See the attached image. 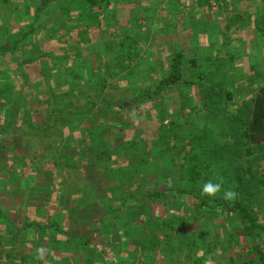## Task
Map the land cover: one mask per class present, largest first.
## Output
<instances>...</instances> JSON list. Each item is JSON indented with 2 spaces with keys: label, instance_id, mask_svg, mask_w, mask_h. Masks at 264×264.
I'll list each match as a JSON object with an SVG mask.
<instances>
[{
  "label": "rangeland",
  "instance_id": "obj_1",
  "mask_svg": "<svg viewBox=\"0 0 264 264\" xmlns=\"http://www.w3.org/2000/svg\"><path fill=\"white\" fill-rule=\"evenodd\" d=\"M33 2L42 5L44 0H10L6 7L0 3V42H8L7 36L9 39L17 37L20 30L27 29L31 23L37 24ZM198 3V0H119L115 2L108 20L101 26H92L84 35L83 28L74 23V19L68 23L63 22L64 15L55 4L54 8L40 12L41 25H37L39 28L35 35L23 43L19 56L7 59L0 55V86L7 88L0 94V123L13 125L18 116L22 117L21 125H16L20 131L18 135L0 130V264H54L55 259L59 260L58 257L62 255L69 256L72 263L89 264L94 257L90 250L82 251L83 245L69 247L68 241L53 226L56 222L68 234L80 238H86L98 229L95 243L107 249L105 256L109 264H118L122 260V254L138 255L140 248L134 241L146 240L150 236L163 241V230L166 229L161 221L162 216L172 212L167 207L168 202L159 203L149 199L144 202L143 210L132 205L136 218H139L124 227L122 219H118L119 225L117 221L112 225L111 221L103 222V219L115 218L113 214L118 212L124 192L132 191L139 195L165 183L170 184L172 174L165 171L161 159L157 161L159 167L150 162L152 167L149 168L147 162L153 161L159 153L173 157L180 154L187 137L194 132L191 123L181 118L188 116L194 105H200L202 111L206 109L202 105L199 87L176 86L164 97L143 103L133 99L135 96L131 90L122 89L120 99L125 100L123 110L111 111L108 108L90 106L61 115L56 129L50 134L51 140H37L36 145L32 143L34 141L30 133L24 134L21 130L26 122L25 108L30 107L33 100L40 104L49 98L47 92L38 93L36 87L39 83L36 81H41L40 84L47 89L52 88L55 97L61 96L59 89L70 86L73 90L80 85L81 93V87L84 89L88 84L96 87L94 93L98 95L97 99L102 96L115 99L119 90L115 91L111 87H118L121 81L131 89L135 84L134 89L153 86L158 77L168 69L166 57L176 43L184 47L188 57L194 55V52L202 56L203 50H193V33L189 27L192 21L195 23L199 18L208 25L214 26L219 22L217 29L224 33L227 26L230 27L227 45L223 43L220 49L223 55L227 53L232 57L228 67L236 66V72L231 76L239 89L235 101L247 99L253 88L264 82V34L256 27L250 28L254 23L251 20L244 21L247 17L228 25L227 20L236 11L244 12L246 16L243 4L259 11L261 6L264 7V0H208L210 9L207 5L199 6ZM69 6L73 14L79 11L77 3H70ZM110 15L114 16L113 20ZM127 31L138 34L140 53L131 60L125 58L121 63L122 56L117 41ZM224 33L217 36L216 44L221 36L224 37ZM198 36L196 35L197 38ZM205 44L208 50L214 45ZM261 52L262 55L259 54ZM255 57L261 62L257 71L250 69V61L252 58L255 60ZM58 59H64V63L59 65ZM189 59L190 57L187 59L188 66L191 65ZM82 61L85 66L80 68ZM120 63L129 66L122 68ZM69 67L82 70L84 78L80 84L73 81L72 72L71 77H64L63 70ZM91 72L98 74L90 75ZM125 79H128L127 83H123ZM101 86L104 88L100 91ZM68 94L71 96L73 92ZM63 104V100L57 102V107L63 108ZM39 108L43 110L34 112L36 124L43 123L47 114L46 108ZM198 114L200 118V113ZM175 115L178 124L171 127L170 121ZM2 117L4 118L1 119ZM160 117H164L162 127L158 122ZM220 117L213 115L208 118V123L213 122L215 125L221 120ZM159 132L165 134L158 139ZM143 135L146 138L141 141L140 137ZM162 142L170 143L167 145L172 149L165 150L163 147L160 152L159 147H154ZM34 145H40L42 151L35 152L32 149ZM97 146L105 147L108 152L112 151L113 160L107 162L103 155H93ZM81 149L85 150L83 156L78 154ZM19 152L28 153L21 155ZM126 153H131V157L125 160ZM129 168L137 171L136 177L129 175L123 182L121 178L127 176L123 171ZM112 170L116 171L117 177L109 175ZM185 202L182 209L176 206L173 210V213H177L176 209L179 212V219L174 223L176 225L182 219H192V215L186 214L191 203L189 200ZM129 208L124 207L126 211ZM147 218L150 222L143 223ZM10 220H14L13 226L10 225ZM102 222L111 231L109 240H106L103 231H99L102 230ZM191 223L190 233L189 227L183 228L180 238L185 239L184 241L191 238L189 236L193 231L199 234L202 227L209 229L204 233L207 241H225V238L220 240V237L228 230L241 233L235 229L233 217L218 220L217 217L201 216L198 220H191ZM197 236L201 237L200 234ZM227 247L233 248V251L239 248L231 244ZM40 248L46 250L42 259L37 258V250ZM226 252L224 245H221L209 264H225L221 257ZM158 259L160 262L163 254ZM235 259L237 263L242 262L240 252L235 254Z\"/></svg>",
  "mask_w": 264,
  "mask_h": 264
},
{
  "label": "trees",
  "instance_id": "obj_2",
  "mask_svg": "<svg viewBox=\"0 0 264 264\" xmlns=\"http://www.w3.org/2000/svg\"><path fill=\"white\" fill-rule=\"evenodd\" d=\"M2 1L4 4L9 2V0ZM116 1L119 0H44L42 5L38 2H33V5H31L37 24H29L27 29L20 30L19 35L13 39H9L7 36L6 40L8 42H0V55H4L7 59L19 56L22 51L21 48H23V43L35 35L39 28L37 25H41L39 19L40 12L46 11L48 8H54L55 4H57L56 7L64 15L63 22L68 23L74 19V23L79 26L81 25L83 28L82 30L84 31L82 33L84 35L92 26H101L104 21L106 22L108 20V15L113 12ZM198 1L199 6L209 5L208 0ZM74 2L78 4L79 11L73 14L69 4ZM208 8L210 9L209 6ZM263 13L264 7L261 6L257 12L253 11L252 14L248 12V15H246L247 19H244V21L251 20L256 29L262 34H264ZM110 16L111 20H113L114 16ZM246 16L244 12L239 13V11H236L227 20V25L232 22L236 23L238 19L240 20V18ZM203 21L199 18L195 23L192 21L189 24V27L192 28L191 33H193L191 35L193 36L191 44L193 43L195 45L193 50H203L204 53H201L202 56H198L197 52H194V55H189L191 65L188 66L187 59L189 57L186 55L184 47L180 43L174 44L166 57L168 58V69L158 77L153 86L136 87L135 90L134 86L136 84L131 89L128 84L124 86L121 81L118 87L114 85L111 87L115 91L119 90L115 99H109L105 96L97 99L96 96L98 95L94 93L96 87H91L88 84L84 89L81 87V93H79L80 85L73 88V90L70 86L62 90L59 89L61 92L58 91L61 96L55 97L56 94H54L55 92L52 94V88L47 89L40 84L41 81H36L39 83L36 87L38 93L47 92L49 98L40 104L35 103L33 100V104L30 103V107L25 108L26 122L24 126L22 124L24 128L21 131L24 134L30 133L29 135L34 141L32 143L36 145L37 140L40 142L51 140L50 134L56 129L58 117L61 115L73 111H81L90 106H97L102 109L108 108L111 111H117V109L123 110L125 108V100L120 99V96H122L120 90L122 89H125V91L131 90L133 92L132 95L135 96L133 99L139 103L160 99L166 93H169L171 89L176 88V86H196L201 90L202 105L206 109L202 111L200 105H194L189 110V115L181 118L182 120L184 118L189 124L191 123L190 125L193 126L194 132L187 137L180 154L177 157H173L170 154L159 153L153 158V161L147 162L149 168L152 167L151 163L159 167L157 161L161 159L165 171L168 170V174L173 175H171L170 184L165 183L159 188L147 190L139 195H136L132 191L124 192L122 200L119 202L118 212L113 214L115 218L103 219V222L109 220V223L111 221L112 225H115L116 221L119 225L118 219H122L125 223V225H122L124 227L129 222H134L135 219L139 218H136L137 214H134L136 211L131 206L134 205L136 209L140 210L144 202L149 199L157 200L159 203L168 202L167 207L172 209L170 215L162 216L161 221L166 229V231L163 230V241H160L156 236H150L146 239L148 241L145 239L134 241L136 243L135 245L139 246L140 253L132 256L131 254L128 256L127 253L122 254V260L118 264H209L213 260L216 250H219L221 245H224V251H227L226 253H222L223 256L221 255L222 260L224 258L225 264H264V206H262V204L264 205V82L257 85L256 88H253L247 99L236 102L235 99L237 94H239V89L236 87V82L231 80V76L236 72V66L228 67V63L232 61V57L228 56L227 53L223 55L220 49L223 43L227 45L226 40L229 38L227 33L230 27L227 26L224 33V31L217 29L219 26L217 23H211L214 24L213 26ZM223 33L225 35L224 37L221 36L222 41L220 38L216 44L215 42L218 40L217 36L223 35ZM196 35L200 37L198 36L197 38ZM137 37L138 34H131L130 31H127L124 32V37L117 41L122 56L120 59L121 63L124 62L125 58L131 60L133 57L139 55L140 49ZM205 43H214V45L209 47L208 50ZM189 48H191L190 44ZM259 54L262 55V52ZM260 55L259 59L261 58ZM256 57L254 58L255 60L252 58L253 61H249L250 69L257 71L261 67V62ZM97 58H100V56ZM63 60L58 59L59 65L64 63ZM79 65L80 68L85 66L83 61ZM128 66L121 64L120 67L124 68ZM63 71L65 78L71 77L70 73L72 72V76H74L72 77V79L74 78L73 81L76 80L79 84L84 78L81 73L82 70H79L77 67H74V69L69 67ZM97 74L90 73V75ZM99 75H101L100 71ZM127 82L128 79L123 80V83ZM103 88L101 86L99 90L101 91ZM6 89V87L1 85L0 94L4 93ZM69 92H73V94L70 96L68 94ZM62 100L64 101L63 105L68 106L67 108H64V106L63 108L57 107V102H61ZM39 106L46 108L47 114L44 117L43 123L36 124L34 112H41L43 110ZM198 113H200V118ZM213 115L221 116V120L216 122L215 125L213 122L208 123L210 121L208 118L213 117ZM21 118V116H18L13 125H3L0 123V130L18 135L20 131L16 128V125H21ZM163 119L164 117H160L158 120L161 127ZM170 122L172 123L171 127H174L173 125L175 124L177 125V116L175 115V118L173 117ZM158 134L159 139L165 133L159 132ZM48 135L49 137L47 138L46 136ZM144 136L140 137L141 141L146 138ZM167 144L170 143L162 142L157 144L158 146L154 145V147H159L160 152L163 147L165 150L172 149ZM35 145L32 149L40 153L42 147L40 145L35 147ZM27 153L19 152L21 155H27ZM78 154L80 156L85 155V150L81 149V153ZM95 154L103 155V159L107 162L112 161V157L114 156L112 151L108 152L102 146L94 148L93 155ZM130 157L131 153L129 155L127 153L125 154V160ZM160 171L162 172V170ZM115 173L116 171L112 170L109 175L117 177ZM123 173L127 174V176H124L125 178H121L125 182L129 175L136 177L135 174L137 171L129 168L125 169ZM217 176L223 177L224 180L221 193L214 198L202 196L201 185L209 179L215 181ZM135 177L133 178L134 182ZM225 189H232L238 193L235 201H225L222 198L223 190ZM188 200L191 205L186 209L189 211L186 214L189 216L192 215L191 220H198L201 216L210 218L217 217L218 220L219 218L233 217L235 222L234 227L238 231L240 230V235L236 231L228 230L226 233H222V236L220 235V240L225 238V241H214V239L207 241L206 234L204 233L209 229L206 230L205 227H202L199 231L201 237L197 236L199 234L196 231H193V234L189 236L191 238L186 239V241H184L185 239L182 240L180 236L182 235L183 228L189 227L190 233L192 223L191 220L185 221V219H182L179 225L174 224L179 219V212L176 209L177 213H173V210H175L176 206L182 209L186 205L185 201L188 202ZM128 206L130 208L126 211L124 207ZM191 206L194 207L193 211L191 210ZM123 210H125V213ZM147 221L150 222V219H145L143 223H147ZM103 222L100 227L102 230L99 229V231H103L102 233L106 240H109L111 231L104 227ZM14 224V220H10V225L13 226ZM53 226L56 227L58 233L63 235V239L68 241L69 247L75 248L77 245H83L82 251L90 250L89 252L94 257L89 264H109L105 256L107 249L95 243V234L98 232V229L92 231V235L86 238H80L75 237L73 234H68L67 230L65 228L62 229L58 222L53 224ZM207 228H210V226H207ZM123 232L125 234L127 233L125 230ZM125 242L129 243L130 241ZM228 244L233 246L237 245L239 248L233 251V248L228 249ZM237 252H240L241 256H243L242 262L240 263H237L235 259ZM160 254H163V259L159 262L158 258ZM180 254H183L182 257H179ZM57 255L59 256V254ZM152 255H154L153 258L151 257ZM68 257L67 255H62V257H58L59 260L55 259L54 264H81L77 262L72 263Z\"/></svg>",
  "mask_w": 264,
  "mask_h": 264
},
{
  "label": "clouds",
  "instance_id": "obj_3",
  "mask_svg": "<svg viewBox=\"0 0 264 264\" xmlns=\"http://www.w3.org/2000/svg\"><path fill=\"white\" fill-rule=\"evenodd\" d=\"M224 184L223 177L217 176L215 181L213 179H209L205 181L201 185V195L207 197H216L222 191V186ZM238 193L232 189L223 190V199L225 201H235ZM46 250L44 248H40L37 250V258L42 259Z\"/></svg>",
  "mask_w": 264,
  "mask_h": 264
},
{
  "label": "crops",
  "instance_id": "obj_4",
  "mask_svg": "<svg viewBox=\"0 0 264 264\" xmlns=\"http://www.w3.org/2000/svg\"><path fill=\"white\" fill-rule=\"evenodd\" d=\"M0 3H1V5H3V6L6 7V6L9 5L10 0H9V2H7V4H4L2 0H0ZM251 4H252V3H251ZM251 4H250V5H251ZM242 7L245 8L244 10H246V15H248V12H250V13L252 14V12L255 11L254 8L250 9V6H249V5H248V6H245V4H243ZM253 9H254V10H253ZM250 10H253V11L251 12ZM246 17H247V16H246ZM218 23H219V22H217V24H218ZM219 26H220V23H219ZM254 27H255L254 25H251L250 28L255 29ZM230 33H231V32H230ZM73 112H75V111H73ZM67 114H68V113H67ZM64 115H66V114H64Z\"/></svg>",
  "mask_w": 264,
  "mask_h": 264
}]
</instances>
